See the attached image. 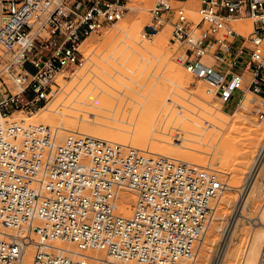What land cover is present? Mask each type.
<instances>
[{
    "label": "built area",
    "instance_id": "1",
    "mask_svg": "<svg viewBox=\"0 0 264 264\" xmlns=\"http://www.w3.org/2000/svg\"><path fill=\"white\" fill-rule=\"evenodd\" d=\"M125 0H0V116L28 117L62 95L84 68L82 43L116 30ZM156 0L142 38L168 26L176 62L207 85L220 110L249 92L264 119V0H197L198 21L184 6ZM249 21V30L234 24ZM226 112V111H225ZM217 172L154 157L130 146L58 129L0 123V264H22L30 238L4 234L25 227L38 241L31 264H178L193 260L223 183ZM123 190L131 214L116 213ZM60 241L102 260L52 247ZM258 264H264V241Z\"/></svg>",
    "mask_w": 264,
    "mask_h": 264
},
{
    "label": "rangeland",
    "instance_id": "2",
    "mask_svg": "<svg viewBox=\"0 0 264 264\" xmlns=\"http://www.w3.org/2000/svg\"><path fill=\"white\" fill-rule=\"evenodd\" d=\"M155 1L156 0H152V1L125 0L124 1L125 6H127L128 11H125V15L122 21L118 24V27L122 31L123 34L118 35L117 32L108 31V35H106L107 33H103L102 36L92 35L89 39H87L83 47L93 48L97 46L96 49L98 48L100 50L99 46L101 45L102 42L107 43L110 39H114V38L123 39L125 36H128L129 38L134 39V40H139V32L150 21L149 14L145 13L143 9H149L155 3ZM186 2L185 3L173 2L170 4L173 7H178V6L186 7L189 18L191 20L197 19V15H196L197 0H187ZM239 24L241 25L246 24L250 26L249 21H244ZM126 29L127 31L130 29L129 32H127ZM170 34H171V31L169 27L168 26L164 27L159 32V34L154 38L153 43L147 46L148 49L151 48L150 49L151 53L157 56L162 55L164 58L163 59L164 61H167L170 58L171 62L169 64L167 63L166 67L164 68V73H163L161 80L155 85L153 89L154 91L152 90L151 92L152 94H150L151 96H149L151 97V99L152 97L155 98V100L153 99L155 106H153V109L152 108L150 109L148 108L149 110L143 109V111L136 118V120L138 121L135 120L136 121L135 125L131 127H124L120 125L109 124L107 121H105L106 120L105 117H108V114L104 111V110H108L110 106L108 97L106 98L105 96L104 97L101 96L102 99L100 97L101 99L100 100L98 99L99 97H90V95H87L85 93L83 95L81 94L80 96L78 95L74 99H71L73 97L71 95L68 100H65L61 103L63 104L62 109H60L59 107L57 108V106L61 102L58 100L52 107L49 108V110L50 111L52 110L53 113L51 114L52 116L50 115L51 117L48 120H45L42 117L41 115L42 112H41L40 114L32 118H26L28 116L21 115V114H14L11 118L5 121H0V123L5 124L11 121L20 122L19 117L22 116L21 120L22 118L23 120H25V122L30 120L31 125L35 124V125H43V126L48 127V125L50 124L49 126H54V128L58 127L62 132H66V131L68 132L70 129L68 130V128L62 126L60 124L61 123L60 121L61 120L63 121L64 119L62 118L68 115L67 108L69 106H72L71 104L80 105L81 108L82 107L87 108L86 110H88V109H91L92 107L90 108L89 106L81 105L80 102L83 100L82 97L84 98V100L82 101V102L85 101L84 103L86 102L88 103V100L90 103H92V105L99 103V101L100 103L102 102L103 106H105V109L101 111L92 110L94 113L97 111L95 113L96 115H94V118H96L95 122L99 123L97 124V126H94L93 123L88 122V121H83V120L79 121V120L74 119L73 120L74 123L72 121H70V123H73V124L76 123L74 125L75 127H73V124L71 125L73 129L75 130L73 129L71 130L79 131L81 130L82 127L85 128L87 124V127L90 125V129H91V126L95 127L93 131H95V129L98 128L97 130H99L100 134H101L100 131L104 132L106 129H110L111 131L109 132L114 134L115 136V137L113 136L114 138L121 135L119 132L124 133V134L129 132V133L136 134V135L144 134L145 136H147V138L145 141V145H142L141 148H145L144 149L145 152L151 151V153H149L150 155L152 154L153 155H164L165 154V156L169 155L170 158H173L176 160L180 158L179 153L181 152V155H184L185 158L188 159V162L191 161V159L193 158L194 163L200 164V165L202 164L199 167H204V168L210 167L211 169L213 168L212 170L217 172L218 174L217 176L222 183H227L226 181L229 178L230 180L229 186L236 188V189L233 190V188L228 187L227 189L230 190L228 191L225 188L224 190L226 192L225 191L222 192V195H221L222 199L220 198L219 199L220 202L218 201L217 206L219 207H217L218 213L216 214L218 215V217L215 218L214 223L217 222L215 223V225L220 227V231H218V233L216 234V239H217L216 244L213 247H210L211 248L210 252L206 253L209 258L206 264H210V261H212L215 257H220L221 253L226 250L225 248L227 247L226 245L227 243H228L227 250H229L230 254L232 255L231 261H230L231 264L232 263L235 264V261L239 258L236 261V264H238L240 262L242 254L245 253L244 251H246L247 247L249 246L251 234H252L253 229L255 228L254 226H256L259 223L258 216L262 212L261 210H262V206L264 202V180L262 178H258V180L256 181V186H255L256 190L254 191V197L253 199L251 198L249 200L250 203L248 202L244 206L242 214H241V210H242L243 205L240 207V209L238 208V214H235L234 216L235 218V223L233 225L234 227H232L233 229H230L231 235H229V237L231 239L228 237L229 240H227V243L226 242L222 243L220 242L219 238H221L220 237L221 230L225 228L230 222V219L232 217L233 210H234V208L232 207L233 203L239 197L240 198L242 196L243 198L245 197L243 194L244 186H242L243 188L241 187L242 182L245 176L247 175L249 168L251 167L252 162L260 146L264 142V119L262 121L258 120L255 110H254V105L256 103H260V100L254 99L253 96L249 92H246L244 97L241 99V101L237 104V106L234 109L233 107H234L235 101L238 98V96L233 97L227 102L226 106L224 107V110L226 112L221 111L220 110L221 102H219L218 100H213L206 95V92L208 89L207 85L190 79L187 76L184 69L175 63L174 57H176V55H174L173 57L172 54L168 52V48L170 46V41H171ZM160 38H164L165 42L161 46H158L157 42H158V39ZM171 86H175L176 88H178L175 90L176 97L174 98V100L178 103V105H181L182 107H184L185 109H188L189 111H194V109H192L191 104L187 103L186 101L188 100L187 95L190 93L195 96V97H192V99H190L189 101L193 105L200 107L204 111L202 112V116H201L204 120L200 121L198 123V126L192 125L191 123H188L187 121L181 123L180 125H175L174 127H153L152 126V121L154 120L156 114L159 112L160 108H162L165 100L171 96V92L173 90ZM71 100L72 101L74 100L75 102H72ZM68 101H71V102H68ZM76 101L78 103H76ZM153 101L152 100L151 102L147 101V103L153 104ZM87 103L85 105L90 104V103L88 104ZM182 114H184V112H182ZM81 115L82 116L84 115L83 119H85V117L87 119L89 116V119L91 120L90 115L91 117H93L92 114H89V115L86 114L85 116V114L83 113ZM40 117L42 118L40 119ZM46 121H48L49 123H47ZM36 122L37 123L39 122V123L37 124ZM27 124L28 122H26V125ZM77 125L80 127H77ZM71 126L69 128H72ZM103 129L105 130L103 131ZM97 130L95 132H97ZM122 131H125L126 133ZM95 134L97 135L98 132ZM103 135H105V133ZM126 135L128 136V134ZM126 135L120 136V142L122 141L121 137H124V136L127 141L128 137H126ZM114 138H113V141L116 140V139L114 140ZM117 138L119 139V137ZM125 139L123 138V140ZM165 142L168 144H166ZM132 145L133 144H131V147ZM153 147H156V148H153ZM164 148L166 149L164 150ZM167 152H169L171 155ZM189 157H191L190 160H189ZM185 158L183 157V159ZM199 158H201L200 160L202 163L199 161ZM196 159H198L199 162H197ZM191 162H193V160ZM126 192L127 191L122 192V193H126ZM127 201L124 202L123 198H120L118 201L119 202L118 203L119 213L125 218L128 217L130 208L134 202V198L131 193ZM222 207L224 208L222 209ZM249 208H250L251 213H247ZM221 209L223 210L224 213L222 212L220 213ZM14 233L15 232L13 231V234ZM20 234L28 235L25 232H21ZM33 236L37 240L36 236L35 235ZM229 241H230V244H229ZM217 245H219L218 249L216 248ZM237 250L239 251L240 255L238 254ZM73 251L76 252V249L74 248ZM90 253L91 252H86L85 255H90ZM236 255H238L239 257ZM235 257H238V258H235ZM181 260L183 259H180L179 261Z\"/></svg>",
    "mask_w": 264,
    "mask_h": 264
},
{
    "label": "bare ground",
    "instance_id": "3",
    "mask_svg": "<svg viewBox=\"0 0 264 264\" xmlns=\"http://www.w3.org/2000/svg\"><path fill=\"white\" fill-rule=\"evenodd\" d=\"M149 1H152V0H149ZM173 2L181 3L179 1H173ZM153 5L149 9H143V11L145 13L149 14L150 10L153 8ZM126 9L128 11L127 6H126ZM149 17H150V14H149ZM193 21L197 22L198 18L193 20ZM240 23H242V22H240ZM118 24L115 28L116 30L111 29L113 31H109V32H117L118 35L123 34L122 31L119 29ZM124 25H125V23H124ZM234 26H235V29H238V30L242 29L244 33H247V31L249 30V27H250L246 24L241 25L239 23L234 24ZM143 29H144V27H143ZM143 29H141V31L139 32V40L131 39L128 36H125L126 38L124 37L123 39H116V38L110 39L107 43H103V42L101 43V45L99 46L100 50L98 48L96 49L97 46H95L93 48L83 47L84 43L87 41V39H86L81 45V51L83 52L84 56L87 59V62H86V65L84 66V68L79 69L73 75L69 76L70 79H68V81H66V82L60 81L61 85H63V88H64L62 90V95H60L54 101V103L51 106H49L48 108H45L43 110H40L39 112L32 115L31 117H26V118H32V117L37 116L38 114H40L42 112V114H41L42 117L45 120H48L52 116L51 114L53 113V111L52 110L50 111L49 108L52 107L58 100L61 102L57 106V108L59 107L60 109H62L63 104H61V103L65 100H68L71 95L73 96L71 99H74L78 95L80 96L81 94L83 95L85 93L87 95H90V97H99L98 99H100L101 96H103V97L105 96L106 98L108 97V101L110 102V104H109L110 106H109L108 110H104V111L108 114V117H105V119H106L105 121H107L109 124L120 125V126H124V127H131V126L135 125L136 121H138V120H136V118L143 111V109L149 110L150 108L153 109V106H155L154 101H153V99L155 100V98L152 97V99H151V97H149V96H151L150 94H152L151 92L154 89L155 85L161 80L163 73H164V68L166 67L167 63L169 64L171 62L170 58L167 61H164L163 60L164 58L162 55H160V56L154 55L150 51L151 48L150 49L147 48L148 45H151L153 43L154 38L159 34V32L162 29H160L149 40H144L142 38ZM129 30L127 31V29H126L127 32H129ZM123 31H125V30H123ZM106 33H107L106 35H108V32H106ZM170 39H171V41H170V46L168 48V52L170 54H172V56L174 57V55H176V56L178 55L179 48H178V44L173 40L171 34H170ZM168 40H169V38H168ZM164 42H165V39L160 38V39H158L157 45L161 46L162 44H164ZM102 44H104V45H102ZM174 61L177 65H179L176 62V57H174ZM179 66L182 67L181 65H179ZM200 83H202V82H200ZM171 87L173 88V90L171 92V96L165 100L162 108H160L159 112L156 114L154 120L152 121V126L153 127H174L175 125H180L181 123H183L185 121H187L188 123H191L192 125L198 126V123L200 121L204 120L201 117L202 112H204V111L200 107L193 105L189 101L190 99H192V97H195V96L190 94V93L187 95L188 100H186V101L188 104H191L192 109H194V111H189L188 109H185L181 105H178V103L174 100V98L176 97L175 90L178 88H176L175 86H171ZM82 99L84 100L83 97H82ZM101 99H102V97H101ZM254 99H256V98H254ZM151 100L153 101V104L147 103V101L151 102ZM71 101H68V102H71ZM82 101L81 102L79 101L81 103V105L89 106L90 108L91 107L92 108L86 110L87 108H83V107L81 108L80 105L71 104L72 106H69L67 108L68 115L65 114L66 116H64V118H62L64 120L60 121L61 122L60 124L62 126L68 128V130L69 129L70 130L68 132L67 131L62 132L58 127H56V129H58V138L60 140L63 139L67 135V133H78L81 135H86V136L98 138V139L108 141V142L110 140H112V141H110V143L113 142L115 144H119L122 146H129L130 145V147H131V144H133L134 145V146L132 145L133 148H136V149L141 150V151H145L144 150L145 148H141L142 145H145V141L147 138V136H145L144 134L136 135V134H132L129 132L126 133L125 131H122V132H125L126 134H128V136L124 133H121V132H119V133L121 135H126V137H128V138L126 141L125 136L121 137L122 141L120 142V136L121 135H119V136H117L118 134L116 135L117 137H119V139L117 137L114 138L115 137L114 134L109 132V131H111L110 129H106V130L103 129V131L104 130L105 131L104 132L100 131L101 132V134H100L99 130H97L98 129L97 128V129H95V131L97 130V132H98L97 135H99V136H97L95 134L97 132H95L93 130L95 128L94 126H97V124H99V123L95 122L96 118H94V115H96L95 113L98 110L101 111V110L105 109V106H103L102 102L100 103V101H99V103H96L98 101L94 102V103H96L94 105H92V103H90L89 100H88V103H90L89 105H85L87 102L84 103L85 101L84 102H82ZM91 101H92V99H91ZM72 102H75V101L73 100ZM76 103H78V102L76 101ZM90 105H92V106H90ZM106 105H107V103H106ZM54 108H56V107H54ZM92 110H94V111L97 110V111L94 113ZM182 112H184V114H182ZM77 113H79V114L84 113L85 116H86V114H88V115L92 114L93 117H91V115H90L91 120L89 119V116L87 119H86V117H85V119H83L84 115L82 116L80 114L81 115L80 116ZM60 115H61V113H60ZM11 117H9V118H11ZM21 117H19L20 122H23L25 124H26V122H28L27 125H29V124L31 125L30 120L25 122V120H23V118L21 120ZM42 117H40V119ZM9 118L3 119L0 116V121H5ZM74 119L79 120V121L83 120V121L91 122V123H93L94 126L93 127L91 126V129H90V125L88 126L89 127L88 128L87 124H86L85 128L82 127L83 129L82 128H81V130L78 129L79 131H72L71 129H73V127H75L74 125L76 124V123L73 124ZM70 121H72L73 123H70ZM46 122L49 123L48 121H46ZM72 124H73V127L71 126ZM33 125H35V124H33ZM49 125H48V127L54 128V126H49ZM70 126L72 128H69ZM82 126H84V125H82ZM77 127H80V126L77 125ZM101 129H102V127H101ZM73 130H75V129H73ZM113 130H115V129H113ZM106 131H108V132H106ZM102 133L103 134L105 133V135H103ZM110 138H112V139H110ZM113 138H114V140L116 139L117 141L118 140L119 141L118 142L116 140L113 141ZM123 138L125 140H123ZM166 144H168V143H166ZM153 148H156V147H153ZM165 149L166 148H164V150ZM156 150H158V149H156ZM154 151H153V153H154ZM159 151H161V150H159ZM147 152H148V154L151 153V151H147ZM167 153H169V152H167ZM167 153H166V155H167ZM173 154H175V153H173ZM179 154H180V158L176 159V160L173 158H170L169 155L165 156V154L164 155H153L152 154L151 156L165 157L168 159H172L174 161L187 162V163H190V164L197 166V167L202 165V164L200 165V164L194 163V159L193 158L191 159V157H189V160L191 159V161L193 160V162H191V161L188 162V159H186L184 155H181V152ZM174 157H176V156H174ZM183 157L187 161L185 159H183ZM200 159L201 158H199V161L201 162ZM183 160H185V161H183ZM196 160H197V162H199L198 159H196ZM201 168H204V167H201ZM206 168H208V167H206ZM258 178H262L264 180V142L260 146V148H259V150H258V152H257V154H256V156L252 162V165L249 168V171H248L247 175L245 176V178L242 182L241 187L244 186L243 194L245 197L244 198H243V196L241 198L239 197L233 203V206H232L234 208L233 214H232V217H231L228 225L221 230V233H220L221 238H219L220 242H222V243L226 242L227 243V240H229L228 237H229V235H231L230 229H233L232 227H234L233 225L235 223L234 216H235V214H238V208L240 209V207L243 205L242 210H241V214H242L244 206L249 202V200L251 198L253 199L254 191L256 190L255 189L256 181L258 180ZM229 181L230 180L228 178V180L226 181L227 183H223L224 186H223L222 192L225 191L224 190L225 188L226 189L228 187L233 188V187L229 186L230 185ZM234 189H236V188H233V190ZM125 191H127V192L122 193ZM228 191H230V190H228ZM122 192H120V194L118 196L115 210H116V213L118 215L125 218L124 216H122L119 213V204H118L119 202L118 201L120 198H123L124 202L127 201L128 197L130 196V193L132 195H133V193L131 191H128V190H123ZM222 192H221V195H222ZM239 194H240V192H239ZM221 195H220V198H221ZM133 198H134V195H133ZM217 204H218V202H217ZM217 207H219V206L216 205V207H215L214 216H213L211 222L209 223V226L206 230L205 235L202 237V240L198 245V248H197V251H196V254H195L193 260L189 261V260L183 259V260L179 261L178 264H206V262L209 259L206 253L210 252V249H211L210 247H213L216 244V241H217L216 234L218 233V231H220V227L215 225V223H217V222L214 223L215 218L218 217V215H216L218 213ZM131 208H132V206H131ZM131 208H130V212H129L128 217L131 214ZM223 208L224 207H222V209ZM222 209H221L220 213L221 212L224 213ZM261 211H262L261 214L258 216L259 223L256 226H254L255 228L252 231L249 246L247 247L246 251H244L245 253L242 254L240 262L238 264H258V262H259L262 244L264 241V202H263V206H262ZM247 213H251L250 208L247 211ZM128 217H126V218H128ZM236 222H238V221H236ZM26 230L27 229L25 227L21 226L17 229L3 230L1 232L4 234L15 236V237H20V238L28 237V238H30L29 245L26 246L24 249V259H23L22 264H31V261H32V258L34 256L35 252L39 251L41 248L38 245V241L33 236L34 234L32 232H30L28 230L26 231ZM13 231L15 232L14 234H13ZM18 231H19V233H18ZM21 232H25L29 236L20 234ZM226 243H224V244H226ZM229 244H230V241H229ZM50 245L52 247H55V248L57 247L59 249H63V250H67V251H73V249H74V245L65 244V243L60 242V241L52 242V243H50ZM226 245H227V247L225 248L226 250L221 253L220 257H215L212 261H210V264H231L230 261H231L232 255L230 254L229 250H227L228 249V243ZM218 246L219 245H217V247H216L217 249H218ZM75 253L80 254V255L86 254V252H83V251L77 250V249H76ZM238 254H239V251H238ZM85 256L93 257V258L98 259V260L103 259V255H101L100 252H95V251H92L90 253V255H85ZM236 256H238V255H236ZM238 257H235V258H238ZM236 261H235V264H236ZM130 264H132V263H130Z\"/></svg>",
    "mask_w": 264,
    "mask_h": 264
}]
</instances>
